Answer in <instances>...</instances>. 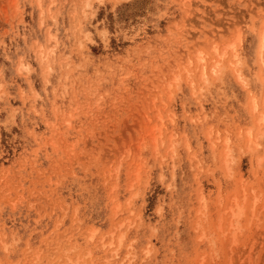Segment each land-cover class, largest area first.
Wrapping results in <instances>:
<instances>
[{
  "label": "rangeland",
  "instance_id": "rangeland-1",
  "mask_svg": "<svg viewBox=\"0 0 264 264\" xmlns=\"http://www.w3.org/2000/svg\"><path fill=\"white\" fill-rule=\"evenodd\" d=\"M263 20L0 0V264H264Z\"/></svg>",
  "mask_w": 264,
  "mask_h": 264
},
{
  "label": "bare ground",
  "instance_id": "bare-ground-1",
  "mask_svg": "<svg viewBox=\"0 0 264 264\" xmlns=\"http://www.w3.org/2000/svg\"><path fill=\"white\" fill-rule=\"evenodd\" d=\"M263 9V8H262ZM263 11V10H262ZM252 12V11H251ZM253 12H254V10H253ZM255 13V12H254ZM258 13V12H257ZM264 21V20H263ZM261 28V27H260ZM261 30V29H260ZM213 44V43H212ZM213 47H214V49H216L215 48V44H213ZM200 56L198 57V61L199 62H202V63H204V58L201 56V53H198ZM225 54L223 53L222 55H220V57H222V56H224ZM202 67H204V64H202ZM253 104V103H252ZM253 106H254V104H253ZM261 120V119H260ZM89 238V237H88ZM100 239V238H99ZM98 239V240H99ZM110 245V244H109Z\"/></svg>",
  "mask_w": 264,
  "mask_h": 264
}]
</instances>
